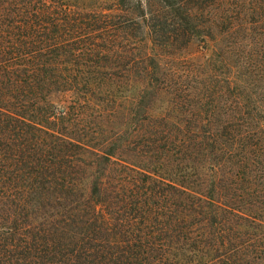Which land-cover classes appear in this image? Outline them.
Returning <instances> with one entry per match:
<instances>
[{
	"label": "trees",
	"instance_id": "obj_1",
	"mask_svg": "<svg viewBox=\"0 0 264 264\" xmlns=\"http://www.w3.org/2000/svg\"><path fill=\"white\" fill-rule=\"evenodd\" d=\"M143 7L125 21L101 13L36 11L35 38L15 39L10 27L0 30V264H264V224L254 209L264 205V183L255 182H264V165L259 167L255 155L264 146V129L246 122L241 131L238 123L245 125L232 121L222 125L224 134L187 139L179 125L165 126L155 140L165 159L181 153L187 160V153L197 150L211 160L205 170L214 178L229 162L236 168L231 201L219 193L218 179L212 178L204 193L186 187L187 165L174 169L180 179L172 181L158 168L126 164L112 150H93L40 124L43 118L36 114L47 92L98 87L85 69L121 58L127 51L123 43L136 45L121 34L124 23L141 22L159 37L158 12L146 0ZM230 12L240 18V12ZM197 19L191 7L179 14L175 43L196 34ZM107 41L113 45L107 47ZM145 56L133 55L131 62H144ZM60 57L70 58L64 61L74 67L70 76L58 74ZM150 60L154 65L145 70L151 76L159 64L156 57ZM231 85L232 111L244 114L240 106L251 100L248 85L237 75ZM8 95L16 103H7ZM217 153L224 158L216 159ZM242 196L249 200L248 213L239 203Z\"/></svg>",
	"mask_w": 264,
	"mask_h": 264
},
{
	"label": "rangeland",
	"instance_id": "obj_2",
	"mask_svg": "<svg viewBox=\"0 0 264 264\" xmlns=\"http://www.w3.org/2000/svg\"><path fill=\"white\" fill-rule=\"evenodd\" d=\"M143 1L140 4V0H0V30L4 33L10 27L15 39L35 38L39 29L32 13L36 11L101 13L125 21L130 13L140 14ZM146 5L158 12L154 27L159 37L149 35L139 20L138 25L124 23L121 34L134 39L136 45L123 43L127 51L121 58L110 57V61L85 69V76L95 78L98 87L51 89L36 115L43 118L40 124L50 133H61L62 137L81 141L96 151L112 150L126 164L149 170L158 168L159 175L172 181L180 179L175 170L187 165L190 175L183 180L184 185L204 193L214 178L205 170L211 160L197 150L187 153V160H183L181 153L165 159L161 150L156 151L161 143L155 140H159L165 126L179 125L187 139L196 134L203 139L215 132L224 134L222 125L227 127L232 121L251 123L258 131L264 129V18L261 20L264 4L260 0H146ZM172 7L178 9L174 11ZM188 7L199 15L194 24L200 26L187 43L181 40L175 43L174 37L181 29L179 14ZM230 10L240 12V18ZM238 18L242 25L233 28ZM25 20L28 21L24 24ZM104 44L113 45L108 41ZM133 55L149 58L145 56L144 62L132 63ZM150 57H156L159 64L151 76L145 70L154 65ZM68 60L58 59L62 62L59 75L70 76L72 69L74 72L72 63L64 62ZM233 75L246 82V95L251 99L240 106L244 111L240 115L232 111ZM5 101L16 103L17 98L8 95ZM46 116L48 121L44 120ZM238 125L244 131L246 125ZM255 155L258 162L262 161L261 168L263 145L256 149ZM216 157L221 160L224 154L217 153ZM234 168L227 162L214 178L218 179L219 193L226 199H232L233 192L228 189L234 181ZM255 182L264 183L261 179ZM238 184L240 188L247 185L242 180ZM248 201L245 197L239 202L246 213ZM261 206L257 204L254 209L258 221L264 224V205Z\"/></svg>",
	"mask_w": 264,
	"mask_h": 264
}]
</instances>
